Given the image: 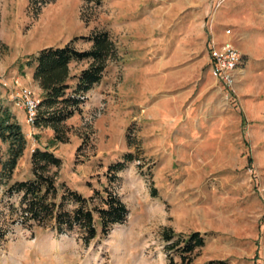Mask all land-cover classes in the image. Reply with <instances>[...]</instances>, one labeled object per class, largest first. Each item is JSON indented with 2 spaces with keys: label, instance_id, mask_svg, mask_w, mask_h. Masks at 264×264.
<instances>
[{
  "label": "rangeland",
  "instance_id": "1",
  "mask_svg": "<svg viewBox=\"0 0 264 264\" xmlns=\"http://www.w3.org/2000/svg\"><path fill=\"white\" fill-rule=\"evenodd\" d=\"M100 30L115 55L56 142L15 104L25 87L41 98L22 62ZM227 39L242 51L230 92L210 71V45ZM86 64L72 61L70 74ZM0 90L27 139L11 181L28 179L32 149L46 146L60 157L58 182L86 197L107 186L129 208L84 244L13 221L19 196L0 187V264H185L166 250L165 226L205 234L190 264H264V0H0ZM5 148L0 139L2 158Z\"/></svg>",
  "mask_w": 264,
  "mask_h": 264
},
{
  "label": "trees",
  "instance_id": "2",
  "mask_svg": "<svg viewBox=\"0 0 264 264\" xmlns=\"http://www.w3.org/2000/svg\"><path fill=\"white\" fill-rule=\"evenodd\" d=\"M78 38L89 41L90 46L77 48L74 39ZM115 51L108 33L100 30L74 36L63 45L45 46L26 55L22 64L31 67L32 78L41 88L34 125L50 127L54 133L52 139L56 142L66 140L65 121L80 111L87 91L101 80L106 61L115 55ZM82 60H87L86 66L78 73L70 74V63ZM71 78L74 82L70 84ZM0 139L6 143L5 155L3 158L0 156L2 195L10 197L17 193L19 196L17 205L8 206L9 212L15 214L13 221L18 220L29 229L50 226L57 232H77L84 244H88L97 236L105 237L113 225L126 219L129 208L118 193L107 186L94 190L91 196L86 197L64 181L58 182L57 171L61 160L46 146L32 149V175L28 179L11 181L27 139L10 105L2 99L1 90ZM123 165L121 160L108 165L106 174L110 181ZM161 237L166 250L177 254L185 264H190L193 251L206 241L202 232L184 234L175 232L171 226L163 227ZM214 263L225 264V261L210 260L203 264Z\"/></svg>",
  "mask_w": 264,
  "mask_h": 264
},
{
  "label": "built area",
  "instance_id": "3",
  "mask_svg": "<svg viewBox=\"0 0 264 264\" xmlns=\"http://www.w3.org/2000/svg\"><path fill=\"white\" fill-rule=\"evenodd\" d=\"M229 31V28L225 29L226 33ZM209 51L211 56L210 71L213 78L219 81L227 92L232 91L236 82V73L242 60L241 50H238L230 39H227L220 43L213 42ZM17 95L15 104L24 109L25 119L34 125L39 99H35L30 89L26 87L17 92Z\"/></svg>",
  "mask_w": 264,
  "mask_h": 264
},
{
  "label": "crops",
  "instance_id": "4",
  "mask_svg": "<svg viewBox=\"0 0 264 264\" xmlns=\"http://www.w3.org/2000/svg\"><path fill=\"white\" fill-rule=\"evenodd\" d=\"M211 46V45H210ZM209 49H210V47H209ZM242 52V51H241ZM211 59V58H210Z\"/></svg>",
  "mask_w": 264,
  "mask_h": 264
}]
</instances>
